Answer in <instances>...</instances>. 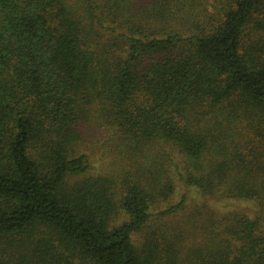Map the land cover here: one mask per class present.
<instances>
[{
	"label": "trees",
	"instance_id": "obj_1",
	"mask_svg": "<svg viewBox=\"0 0 264 264\" xmlns=\"http://www.w3.org/2000/svg\"><path fill=\"white\" fill-rule=\"evenodd\" d=\"M0 264H264V0H0Z\"/></svg>",
	"mask_w": 264,
	"mask_h": 264
},
{
	"label": "rangeland",
	"instance_id": "obj_2",
	"mask_svg": "<svg viewBox=\"0 0 264 264\" xmlns=\"http://www.w3.org/2000/svg\"><path fill=\"white\" fill-rule=\"evenodd\" d=\"M94 147V146H93ZM96 148V147H94ZM86 154H90L91 155V160L93 162V166H94V172L93 174H97V173H104L106 167L108 166L109 162H110V158L107 154L104 155V152L101 151L100 149L96 148L95 150H93L91 147H88L85 150ZM103 152V154H102ZM194 202H197V199H193Z\"/></svg>",
	"mask_w": 264,
	"mask_h": 264
}]
</instances>
